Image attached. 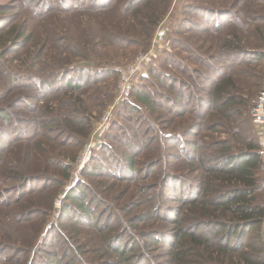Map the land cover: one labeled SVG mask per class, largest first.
<instances>
[{
  "label": "trees",
  "instance_id": "obj_1",
  "mask_svg": "<svg viewBox=\"0 0 264 264\" xmlns=\"http://www.w3.org/2000/svg\"><path fill=\"white\" fill-rule=\"evenodd\" d=\"M171 1L23 0L40 9L47 38L28 31L15 14L0 19L10 53L27 56L39 73L21 79L2 74L0 122L19 121L28 133L0 134L13 136L0 142V264H264V164L253 126L252 134L241 126L249 104L238 86L264 59V37L256 54L243 55L241 38H257L260 25L231 11L191 8L198 20L190 25L201 35L196 40H221L218 51L205 57L173 42L197 67L172 59L168 64L185 80L150 71L167 90L143 86L136 93L147 111H164L161 128L181 138H162L140 118L119 114L122 122L111 125L115 133L105 135L108 149L100 147L102 157L85 166V181L66 193L60 214L43 232L70 163L92 130L91 105L83 103L91 71L67 81L71 72L49 64L51 53L79 55L88 44L126 49L140 39L149 45ZM247 1L234 0L235 13ZM82 18L85 26L72 24ZM231 28L234 33L218 39ZM124 109L139 114L136 106Z\"/></svg>",
  "mask_w": 264,
  "mask_h": 264
},
{
  "label": "rangeland",
  "instance_id": "obj_2",
  "mask_svg": "<svg viewBox=\"0 0 264 264\" xmlns=\"http://www.w3.org/2000/svg\"><path fill=\"white\" fill-rule=\"evenodd\" d=\"M90 2L88 0V3ZM233 3L234 0H172L169 9L166 11L162 21L158 24L155 34L153 35L149 45L146 44L143 39H140V43L138 45L126 49H118L112 46H108V48H104L102 46L94 47L92 44H88L81 46V51L79 52L80 56L76 53H66V56L60 57L56 54V52L51 53V57L48 60L49 64L56 65L63 70L71 72V77L67 78V81L77 80V78L80 76L78 75L80 70L91 71V74L88 76L89 85L91 87L88 95L83 98V103L86 101L87 104H85V106L87 107L91 105V109L87 110V112L88 116L90 117L92 130L90 131L88 139L77 152L76 158L72 163H70L68 177L65 180L64 186L56 195L55 201L53 203L54 209L50 215V221L46 222L43 232H47L52 222H54L57 216L60 214L61 204L66 193L70 189L75 188L78 184L85 181L83 176V170L85 166L91 163V160L95 159L96 157H102V149L100 147H104L105 145L107 148V144L109 143L108 140L105 139L106 133L114 134L115 131L111 130V125L114 122H122L119 114L140 118L149 127H152L154 133L162 135V138L168 139L171 135L181 138L179 137L180 134L178 132H173L172 129L169 131L161 128L162 126L160 122L165 116L164 111L161 109L159 112L147 111L146 108L136 102L135 96L137 95V92L143 90V86H145V88L151 92H153V90H157L158 88H160L161 92H165L163 89L167 90L165 87H161L152 78L149 73L150 71L161 75H173L178 80H185L183 74L180 75L179 73H175L173 66L168 64V62H172V59L175 62L183 64V67H197L195 64L188 62L187 55L179 47H175V45L173 46V42L180 41L181 44L188 46L192 50L199 52L201 56L205 57L209 55H215V53L218 51L221 40H215L206 36H202V38L196 40L197 37L201 35L198 32H195L190 25L193 24L195 20H198V17L193 14L194 12H191V8L195 10L199 8L200 10L204 9L214 12L231 11L235 14V16L237 14L240 15L243 13L252 17L253 20L256 19L261 29L258 37L253 38L251 34H249L247 37L244 36L241 38L240 46L243 48V55L256 54V52L260 50L259 46L262 45L260 38L264 37V0H248L246 6L244 7L245 10H239L237 13H235L236 11L233 7ZM15 4H21V7L17 9V11L14 9L16 8ZM2 6L5 8L8 7L9 9L4 13H0V19L15 14L19 17L18 22H24L28 28V31L33 32L34 34H42V38L49 37L50 34L48 32L42 31L44 22L40 20L38 17L39 14L36 13V11H40L39 8L34 7L32 4H25L23 0H0V7ZM83 16L87 15L84 14ZM208 16L215 18L214 16ZM45 19L48 21L52 20V18ZM86 23L87 21L84 18L77 19L72 22L74 26L77 24L85 26ZM62 28L64 27L62 26ZM233 29L234 28H231L225 33L218 35V39H223L226 36H230L231 33L235 32ZM4 32L5 30L0 33V98H2L6 93V86L4 84L2 74L5 75V73H8L13 76L14 73L17 76L16 78L21 79L26 78V75L29 74L35 76L37 72V68L31 66V61L27 58V56L23 55L17 58V56L20 54L18 50L14 55L10 53L12 43H9V34ZM68 34L71 35V33ZM71 37H76L75 32H72ZM198 47L201 49L196 50ZM7 52L8 55H6ZM50 52L51 50L48 51V54ZM84 54L90 56L88 61H84L81 58V56ZM147 54L149 61L139 65L137 70L131 74L129 69L135 62L136 58L140 55ZM15 58L20 60L19 64ZM251 59L252 58L245 57L244 60L245 62H248ZM43 60H45V58ZM29 66L32 67L30 68L32 71L29 69ZM251 66L254 67V69L251 71L252 78L241 76L238 81V86L242 90H239V92H245L244 96L248 100L249 104V117L245 116L244 120L242 119L241 126L244 130L252 134L251 126L253 125L251 121L249 122V111L257 93L262 88H264V59H257V62ZM247 67H240L236 72L240 73ZM113 72H116L118 75L113 74ZM122 81L123 83L126 81L127 96H121L120 100H117ZM20 83L22 82H14V84ZM83 83L86 82L83 81ZM83 91H85V93L87 92V90ZM81 93L83 94L84 92ZM110 96H112L111 103H109ZM3 104V101L0 102V106H3ZM127 105L136 106L139 114L127 113L124 109ZM31 106H33V104H31ZM16 112L20 114L22 119L27 118V115L22 114L24 111L21 108L17 109ZM80 117L85 118V116ZM18 122L19 121L16 120H13L9 123L0 122V134L3 132L13 134L14 129H17L20 132L28 133V131L22 127V123ZM252 129L254 134L253 138H255L256 132L253 127ZM219 136L220 135H215L217 139ZM221 137L224 138L225 135L222 134ZM12 139L13 136H11L9 139H0V142H9L12 141ZM255 139H257V137ZM262 237L264 240V223L262 225Z\"/></svg>",
  "mask_w": 264,
  "mask_h": 264
},
{
  "label": "built area",
  "instance_id": "obj_3",
  "mask_svg": "<svg viewBox=\"0 0 264 264\" xmlns=\"http://www.w3.org/2000/svg\"><path fill=\"white\" fill-rule=\"evenodd\" d=\"M148 60L147 55H140L136 58L133 65L130 67L129 72L132 74L134 73L139 65L143 64ZM127 84L126 81L121 83L120 85V93L117 100H120V97L127 96L126 93ZM250 119L253 125V128L256 132V137L258 140L259 148H260V155L262 163L264 164V88H262L256 95L252 107L249 111Z\"/></svg>",
  "mask_w": 264,
  "mask_h": 264
}]
</instances>
